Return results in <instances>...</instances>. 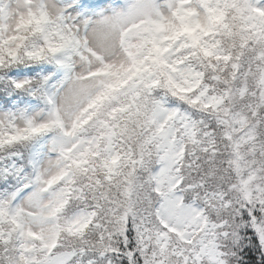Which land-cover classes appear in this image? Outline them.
Here are the masks:
<instances>
[{"label":"snow or ice","instance_id":"6c2138e0","mask_svg":"<svg viewBox=\"0 0 264 264\" xmlns=\"http://www.w3.org/2000/svg\"><path fill=\"white\" fill-rule=\"evenodd\" d=\"M178 50L221 73V94L201 107L237 133L232 164L248 221L259 215L252 204L264 205L256 162L241 151L255 153L264 124V0H0V264H264V220L234 231L230 253L214 233L188 250L170 243L189 241L184 225L198 215L176 188L200 129L149 94L180 88Z\"/></svg>","mask_w":264,"mask_h":264},{"label":"clouds","instance_id":"9594fccd","mask_svg":"<svg viewBox=\"0 0 264 264\" xmlns=\"http://www.w3.org/2000/svg\"><path fill=\"white\" fill-rule=\"evenodd\" d=\"M171 56L181 62L177 64V71L174 73L180 88L176 89V94H173L167 88L160 86L154 88L149 95L163 98L169 107H174L197 121L200 129L198 139L201 143L195 146L188 145V154L179 165L180 171L177 173L182 183L176 188L177 194L184 199V202L191 204L194 210H198V215L184 225L183 230L188 234L189 241L181 240L177 235L172 234L170 243L177 249L188 250L195 247L191 241L199 240L210 233H214L216 243L225 253H230L234 244L233 232L243 231L244 225L250 228L252 219L264 220V205L253 203L252 209L259 215L248 221L240 216V208L249 212V215L251 212L235 187L237 179L232 164L235 157L231 145L237 138V133L232 132L228 125L222 123L224 117L216 108L201 107L207 97L221 94L225 87L224 84L213 79L214 76L221 75V73L208 68L200 59L189 56L187 50L175 51L171 53ZM228 71L224 70L222 75L226 77ZM196 73H201L202 76L197 77ZM202 92H204L203 96H201ZM182 96L188 98L201 96V102L197 104L188 103L181 99ZM244 103L247 101L237 103L232 110L234 112L243 110ZM224 107H229V105L221 106V108ZM262 118H264V113H262ZM175 127L179 132L182 127L179 120L176 121ZM92 133V126H88L84 130L85 135ZM226 133L231 134V140L226 137ZM250 147V145H245L241 151L245 161L256 162L249 164V167L256 171L257 180L255 184L264 186V124L260 126L257 132L254 154H249ZM152 159L151 167L156 168L155 156ZM247 170L245 169V172ZM136 174L143 186L142 190L147 196L151 192V185L146 183L147 173L138 169ZM155 206L156 199L153 196L150 203L147 199L142 201L139 210L146 213ZM89 238L91 237L89 236ZM70 243H75V241H70ZM88 258L94 257L89 254ZM81 259L84 260V264H87V258ZM170 264H183V260L179 257L173 258ZM188 264H193V261L189 259ZM201 264H206V262H201Z\"/></svg>","mask_w":264,"mask_h":264}]
</instances>
